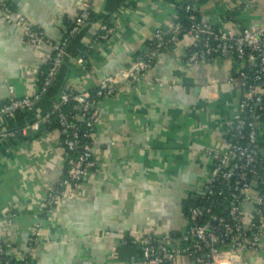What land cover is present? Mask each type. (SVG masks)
<instances>
[{"label": "crops", "instance_id": "1", "mask_svg": "<svg viewBox=\"0 0 264 264\" xmlns=\"http://www.w3.org/2000/svg\"><path fill=\"white\" fill-rule=\"evenodd\" d=\"M17 14L60 43L88 6L93 18L69 42L48 92L24 120L0 130L45 119L65 92L95 91L105 78L128 68L162 32L169 37L185 0H8ZM197 18L216 30L239 32L264 24V0H194ZM116 34L78 59L100 32ZM194 39L170 45L135 85L120 83L97 103L93 136L97 168L69 187L59 205L46 202L65 178L67 153L48 121L28 137L0 144V241L12 259L28 264H142L138 242L166 240L171 247L189 230L188 208L214 175L210 152L230 148L227 122L239 111L246 87L231 82L246 64L231 59L190 64ZM52 49L31 45L20 26L0 10V107L14 97H34ZM264 157V129L259 133ZM198 198V201H197ZM250 211V205L245 206ZM33 245V246H32ZM179 264H195L181 257ZM242 264H264V235Z\"/></svg>", "mask_w": 264, "mask_h": 264}, {"label": "built area", "instance_id": "2", "mask_svg": "<svg viewBox=\"0 0 264 264\" xmlns=\"http://www.w3.org/2000/svg\"><path fill=\"white\" fill-rule=\"evenodd\" d=\"M193 3L187 0L188 13L197 11ZM0 10L6 23L23 29L29 44H47L52 49V68L44 77L43 86L36 96L16 98L11 88V98L0 107L1 128L2 125L15 122L19 113L35 110L63 64L70 39L89 22L92 13L88 6L83 7L72 31L62 42L53 43L25 16L17 14L8 0H0ZM100 31L103 33L101 38L106 42L117 32L115 25L109 23H103ZM185 31L194 39L188 58L190 64L209 63L215 59H231L246 64L244 69H235L231 82L246 87L247 91L238 113L227 122V136H232L235 143L230 144L225 154H209L215 163L214 175L205 186L198 203L188 208V232L180 238V244L176 247L168 245L166 240L152 237L142 239L138 242L141 261L142 264H179L181 257H188L195 264H242L244 252H256L264 235V157L259 145V133L264 129V24H251L239 32L220 31L191 16L188 27L176 23L168 38L159 32L152 45L139 54L133 64L115 76L105 78L95 91L65 92L54 102L52 111L45 119L0 130V144L40 131L41 123L48 121L51 113L60 111L63 105L70 102L76 103V109L81 113L76 116V120L83 121L86 129L82 132L73 118L60 115L61 133L66 135L65 147L72 156L69 158L67 176L53 187L46 202L48 210L56 208L67 188L78 187L97 168L93 155V136L99 117L97 103L103 98L114 96L120 83L137 84L162 50L178 42ZM97 45L94 38L92 48ZM85 59L86 55L79 58L78 63L87 70ZM244 114L252 120L243 117ZM83 139L89 143L83 144ZM78 149L81 151L78 152ZM222 199L230 202V206ZM219 205L225 209V215L213 210L214 206ZM247 205H250V211L245 209ZM0 264H28V257L10 258L6 246L0 241Z\"/></svg>", "mask_w": 264, "mask_h": 264}, {"label": "trees", "instance_id": "3", "mask_svg": "<svg viewBox=\"0 0 264 264\" xmlns=\"http://www.w3.org/2000/svg\"><path fill=\"white\" fill-rule=\"evenodd\" d=\"M185 1H186V3H187V0H185ZM192 1L194 2V0H192ZM186 3H185V2L183 3V5H182V7H181V9H180V16H179V19H178V21H177V23L181 24L184 28L188 27L189 24L191 23V16H196V17H197V13H196V12H189V13H188V12L186 11V6H187ZM9 4H11V6H12V3L9 2ZM193 4H194V3H193ZM91 18H93V14L91 15ZM74 26H75V23L72 24L71 27L68 29L69 32L72 31V29L74 28ZM186 34H187V33H186V31H185L183 35H186ZM102 35H103V33H102L101 31L96 35V37H95V41H96L97 44H101V43H103V42H106V41H104V40L101 38ZM166 38H168V37H166ZM72 39H73V38H71L70 41H71ZM70 41H69V42H70ZM151 45H152V43L149 44L148 48H149ZM165 49H167V48H164V49L162 50V52H163ZM93 51H94V48H92V42H91V44H90V45L87 47V49H86V52H85L86 57H87V55H91V54L93 53ZM191 52H192V49H190V52H189V54H188V58H189V55L191 54ZM140 54H141V53H140ZM188 58H187V59H188ZM51 68H52V66H51V63L49 62L48 66L44 69L43 74H42V76H41V80H40V88L43 86L44 77L47 75V73L50 71ZM28 114H29V113H19L18 116H17V118H18V119L21 118V121H22V120H24V118H25ZM61 114H64V115L69 116L70 118H73V121L77 123V125L79 126V128L81 129L82 132L86 129V125H85V123H84L83 121H79L78 119L76 120V116L81 114L80 111L76 109V103H75V102H70V103H68V104H66V105H63V106L61 107L60 111H58V112H56V113H51V115H50V117H49V120H48V123H49V130H52V131H53V130H59L60 132L62 131V130H61V125H60V115H61ZM19 117H20V118H19ZM243 117H247V118H248L249 116H248L247 114H244ZM17 118H16L15 122H17V120H18ZM249 120L251 121L252 118L249 117ZM10 123H13V122H10ZM12 127H13V126H12ZM61 135H62V142H63V145H64V147H65V143H64V142H65V139H66V135H65V134H62V133H61ZM227 137H228V142H229V144H234V143H235V140L233 139L232 136H227ZM15 142H16L15 140H12V139H11V144H15ZM82 143H83V144H86V143H89V141L83 139ZM65 150H66V153H67V161H66L67 164H66V174H65V177H66V176H67V172H68V162H69V158H70V156H72V155H71V153H69V152L67 151L66 147H65ZM77 151L80 152L81 149H78ZM77 151H76V152H77ZM74 155H75V154H73V156H74ZM82 182H83V181H82ZM217 189H218V187H217ZM221 201H222V202H226V203H227V206H230V202L226 201L225 199H222ZM197 203H198V202H197ZM213 210H214L215 212L221 214V215H225V213H224V212H225V209H224L223 207H221L220 205H219V206H214V207H213ZM181 238H182V237H181Z\"/></svg>", "mask_w": 264, "mask_h": 264}, {"label": "water", "instance_id": "4", "mask_svg": "<svg viewBox=\"0 0 264 264\" xmlns=\"http://www.w3.org/2000/svg\"><path fill=\"white\" fill-rule=\"evenodd\" d=\"M197 201H198V198H197Z\"/></svg>", "mask_w": 264, "mask_h": 264}]
</instances>
